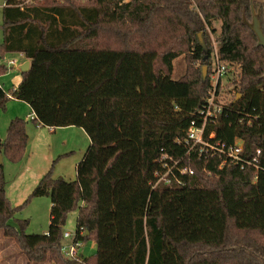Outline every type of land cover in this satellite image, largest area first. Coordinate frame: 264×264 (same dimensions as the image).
I'll use <instances>...</instances> for the list:
<instances>
[{
  "label": "trees",
  "instance_id": "obj_1",
  "mask_svg": "<svg viewBox=\"0 0 264 264\" xmlns=\"http://www.w3.org/2000/svg\"><path fill=\"white\" fill-rule=\"evenodd\" d=\"M3 1L1 54L30 61L12 98L29 105L35 123L82 128L90 139L76 180L48 172L32 191L50 198L46 234L11 225L15 209L0 183V231L27 263L264 264V47L250 28L258 15L264 29V3ZM216 24L217 55L235 73L228 71L216 91L224 96L221 117L206 120L211 86L199 69L174 80L182 54L174 49L184 47L188 60L210 68ZM7 100L0 86V107ZM202 126L211 145L239 138L250 157L260 150L259 170L220 169L206 153L200 157L202 146L188 141V132ZM26 140L24 121L16 118L0 147L21 150ZM169 158L178 162L174 172L188 167L195 177L176 173L171 185L155 186L156 174L173 166ZM73 211V240L95 242L88 258L62 254Z\"/></svg>",
  "mask_w": 264,
  "mask_h": 264
},
{
  "label": "rangeland",
  "instance_id": "obj_2",
  "mask_svg": "<svg viewBox=\"0 0 264 264\" xmlns=\"http://www.w3.org/2000/svg\"><path fill=\"white\" fill-rule=\"evenodd\" d=\"M64 0H46L47 3H62ZM76 4L84 5L90 0H73ZM264 3V0H254ZM44 2V0H38ZM4 1L0 0V66L5 72L0 74V85L6 92L8 100L4 107H0V143L6 142L8 128L11 121L20 118L24 121L27 134L26 143L21 150L7 151L1 148L3 160L0 169V183H3L5 196L12 208L15 209L14 218L11 221L18 231H24L29 235L46 234L50 220V198L47 196H32V191L39 181L48 172L54 178H62L66 181L76 180V166L79 164L90 146V139L82 128L59 127L56 129L43 127L34 122V114L28 104L12 98V92L18 88L22 76L17 68L25 63V58L20 54H1L2 23ZM258 12V11H257ZM264 19V8H263ZM216 34H212V41H217L220 33V24H216ZM213 45V44H212ZM110 46H114L110 44ZM158 51H163L154 43ZM181 56L174 61L172 78L178 80L199 69H203L200 63L190 61L188 50L184 47L179 50ZM14 62L13 65L10 62ZM200 67V68H199ZM232 95V94H231ZM77 212L68 214L64 231L71 235L76 233ZM70 242V241H69ZM96 246L89 241L82 244L80 254L83 258L93 256ZM13 240L0 238V264H28L27 260ZM43 264H51L46 261Z\"/></svg>",
  "mask_w": 264,
  "mask_h": 264
},
{
  "label": "built area",
  "instance_id": "obj_3",
  "mask_svg": "<svg viewBox=\"0 0 264 264\" xmlns=\"http://www.w3.org/2000/svg\"><path fill=\"white\" fill-rule=\"evenodd\" d=\"M189 1L193 5H195L196 0ZM212 44V62L210 68H207V75L205 77V79H207L209 85L211 86L210 97L207 100V106L204 112L206 120H208L209 118L219 119L221 117L222 112L224 111V96L223 94H217L216 91L218 89V86L223 87V85H225L226 79L229 74L228 71H234L232 67L228 68L227 65L220 62L217 55L218 42L212 41ZM10 64L13 65L14 62L12 61L10 62ZM203 134L204 126H202L201 128L192 127L188 132V141L192 142L194 146L198 144L202 146L201 154H199V156L206 153L207 156H205V158L219 161L220 169H222L224 166H233L240 164V168L242 170L245 168V165L255 168L256 171L259 170V156L261 155L260 150H258L253 157H250V151L245 150V141L243 139L238 138L231 145H227L222 142H217L216 145H211L209 142L204 141ZM210 138H212V136ZM194 146L192 148H194ZM165 158L166 157H162V160H164ZM169 159L173 161V166L169 167L167 171L162 174H156V177L158 179L155 186L159 183H162L164 185H171L172 178H170L169 175H173L175 179H178L176 173H178L179 175H187L192 179L195 177L194 171L188 167L180 168L178 169V171L174 172V170L176 169V165H178V162H176V160H174L173 158ZM164 167H167V164H164ZM73 238L74 236L69 232H66L64 234L65 244L62 247V254L66 259L78 260L80 258V248L82 246V243L79 241H74Z\"/></svg>",
  "mask_w": 264,
  "mask_h": 264
},
{
  "label": "water",
  "instance_id": "obj_4",
  "mask_svg": "<svg viewBox=\"0 0 264 264\" xmlns=\"http://www.w3.org/2000/svg\"><path fill=\"white\" fill-rule=\"evenodd\" d=\"M250 28L255 33V35L257 36L258 46H263L264 47V29L261 28V24L259 22L258 15L254 16L253 22L250 25ZM17 70H18V72L21 75H24V74L28 73L29 70H30V61H26L25 63L20 65L17 68ZM201 74H202V78L204 80L206 75H207V67H203V69L201 71ZM2 164H3V160H2L1 153H0V165H2Z\"/></svg>",
  "mask_w": 264,
  "mask_h": 264
},
{
  "label": "crops",
  "instance_id": "obj_5",
  "mask_svg": "<svg viewBox=\"0 0 264 264\" xmlns=\"http://www.w3.org/2000/svg\"><path fill=\"white\" fill-rule=\"evenodd\" d=\"M20 55H22V54H20ZM23 56V55H22ZM24 57V56H23ZM25 58V57H24ZM26 60V59H25ZM27 61V60H26ZM25 61V62H26ZM22 76V75H21ZM21 81H22V79H21ZM21 81H20V83H21ZM20 83L18 84V86L20 85ZM1 86V85H0ZM0 238L1 239H3V240H9L8 238H5L4 236H3V233H2V231H0ZM93 243L95 244V242L93 241ZM24 260H25V258H24ZM10 264H15V263H10Z\"/></svg>",
  "mask_w": 264,
  "mask_h": 264
}]
</instances>
